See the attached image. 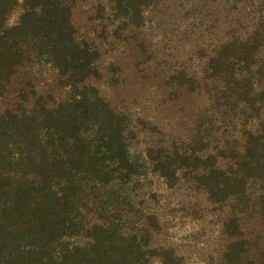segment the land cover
I'll list each match as a JSON object with an SVG mask.
<instances>
[{
  "label": "trees",
  "instance_id": "1",
  "mask_svg": "<svg viewBox=\"0 0 264 264\" xmlns=\"http://www.w3.org/2000/svg\"><path fill=\"white\" fill-rule=\"evenodd\" d=\"M0 264H264V0H0Z\"/></svg>",
  "mask_w": 264,
  "mask_h": 264
},
{
  "label": "rangeland",
  "instance_id": "2",
  "mask_svg": "<svg viewBox=\"0 0 264 264\" xmlns=\"http://www.w3.org/2000/svg\"><path fill=\"white\" fill-rule=\"evenodd\" d=\"M89 5L90 4H88V3H84L83 6L78 7L77 11H75L74 21H75V23H78L79 26L80 25H84L85 26V24L87 22V19L90 16V12L89 11L91 10V7ZM18 12H19V9L14 11V13L11 16V20L12 21H15L16 20V18L18 16ZM131 89H132L133 93H136V92L139 91V89H137L135 87V85H134V88H131ZM115 91H116V93H113V95L115 97L118 96V95H120V94H122V92L123 93H126L125 87H123L121 89H116ZM127 91H130V90L128 89Z\"/></svg>",
  "mask_w": 264,
  "mask_h": 264
}]
</instances>
